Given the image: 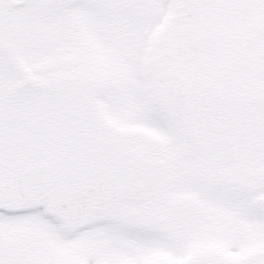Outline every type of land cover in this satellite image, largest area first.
<instances>
[{"label":"snow or ice","instance_id":"snow-or-ice-1","mask_svg":"<svg viewBox=\"0 0 264 264\" xmlns=\"http://www.w3.org/2000/svg\"><path fill=\"white\" fill-rule=\"evenodd\" d=\"M0 264H264V0H0Z\"/></svg>","mask_w":264,"mask_h":264}]
</instances>
